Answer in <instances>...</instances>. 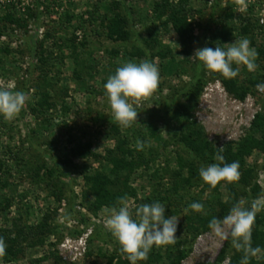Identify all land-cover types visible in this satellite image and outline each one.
<instances>
[{"label": "rangeland", "instance_id": "rangeland-1", "mask_svg": "<svg viewBox=\"0 0 264 264\" xmlns=\"http://www.w3.org/2000/svg\"><path fill=\"white\" fill-rule=\"evenodd\" d=\"M20 1L23 6L30 5L33 8L36 4V0ZM43 1L44 7L48 5L52 7V3H56L51 9L53 16L41 14L40 28H37L36 20L33 19L27 31H18V34H21L24 40L28 37L41 40L46 31L55 32L56 38L48 40L46 47H54L58 39L70 40L77 37L78 45L83 42L87 44L86 50L81 48V51L89 53L88 63L92 65V70L81 69L87 81L85 87H82L75 79L76 63L72 59H67L64 66L55 62L56 67L52 75L58 76L59 80L51 93L55 95V98L57 97L54 101L58 107L45 116V119L36 120L30 110L34 102V90L32 88L26 91L24 87L26 81L34 84L40 71L31 66V56L26 51L24 42L14 40L11 43L12 53L4 57L0 56L5 63L4 67L0 65V84H12L17 91L28 94L23 110L14 120L7 121L0 118V161L10 166L8 169H11L12 174L11 185L8 188L3 189L0 185V201H4L5 197L13 199L10 210L3 211L4 204L0 209L2 212L0 228L11 226V221L20 218L23 224L36 226L46 213L53 215L52 233L43 245L27 248L25 254L15 261H8L2 257L0 264H105L108 258L114 256L125 260L120 254L118 243L104 225L105 217L102 210L94 214L88 210L83 201L82 195L87 191V186L79 172V168L85 165L89 166L90 173H94L97 169L110 170L104 157L107 150L115 147V135L112 131L115 121L111 116L104 85L108 76L114 74L116 67L128 61L123 59V54L133 50V44L110 40L104 25H101V17L106 12L104 10L106 5L120 0ZM155 1L158 0L126 1L129 13L132 15L133 31L144 39H150L152 28H158L160 45L151 47L152 51L155 53L169 48L174 56L173 59L162 61L160 58H155L152 61L158 66L160 72L158 89L137 109L140 112L139 124L126 130L119 128L122 136L129 137L131 147H135L137 139L147 142L143 153L147 157H152L148 169H139L131 177L130 184L137 191V199H131L134 204H141V200L147 197L156 199L165 197V194L168 195L174 182L172 173L178 169L179 148L172 144L165 118L154 114V111L162 107L164 99H172L180 94L177 103L189 107L191 119L195 121L196 126L203 129L208 141L217 148L241 141L251 131L255 117L258 114L264 116V93L258 91L256 86L251 87L244 100H240L226 90L221 81V75L208 72L202 66H198L199 61L189 59L196 49L214 45V35L223 28L233 30V36L228 42L233 43L241 38L239 37L241 27L249 26L251 31L243 37L251 41V46L257 52L264 50V0H247L248 6L243 12L237 10L235 0H191L190 7L196 12L194 17H191L195 28V40L188 54L183 52L172 27L165 28L162 23L154 20L152 6ZM0 2L2 3V0ZM95 5L101 7L100 14L97 15L98 21L93 25L89 22L83 23L85 19H88L86 12L92 11ZM68 10L75 15V19L70 25L64 26L61 18ZM0 11L2 12L1 6ZM231 15L232 19L229 18ZM93 44L99 45L100 48H94ZM114 50L121 51V55L116 59L110 55V52ZM70 51L65 49L64 53L69 55ZM141 59L146 58L130 60L139 62ZM256 63L258 67L251 73L261 75L264 73V56L258 55ZM251 73L241 66L237 77L240 81H245ZM196 75L202 78L204 88L200 98L193 100L184 92ZM63 88L65 92L67 91V97L64 100L65 94L61 92ZM46 120H49V123ZM170 123V128L176 131L178 129L176 124ZM152 129H156V136L151 132ZM70 135L82 144L91 143L92 152L98 155L99 159L73 157L70 158V165H65L64 160L70 155V149L74 146H70L67 142ZM10 149L15 154L19 153L24 162L30 163L20 164V162L11 161ZM151 153L154 154L151 155ZM42 163L47 169H56L53 181L63 185L65 196L61 203L50 197L52 189L47 187V182H35L29 176L28 166L33 165L32 168H34ZM247 163L255 170L254 183L259 185L260 195L264 194V153L254 151L247 158ZM184 176H187V172ZM202 189V186H195L181 189L180 192L185 197L184 202H189L195 197L204 200L208 192L203 193ZM220 191L221 198L225 202L229 197L228 192L225 187L223 190L220 187ZM21 198L23 201H20ZM159 201L166 206L165 212L169 217L177 210L175 197H171L169 201L164 199ZM184 215L185 213L174 215L179 220L175 244L154 246V253H159L161 258L149 264H171L182 249H187L188 253L180 264H230V256L223 263L217 261L227 240L218 241L210 230L197 238L194 237L188 230ZM257 215H264V211ZM66 216L70 219H65ZM83 216L90 222L82 224ZM82 237L86 239L83 256L75 257L72 253V251L75 252L74 249L63 247L67 240L75 243ZM43 257H49V259L37 263Z\"/></svg>", "mask_w": 264, "mask_h": 264}, {"label": "trees", "instance_id": "trees-1", "mask_svg": "<svg viewBox=\"0 0 264 264\" xmlns=\"http://www.w3.org/2000/svg\"><path fill=\"white\" fill-rule=\"evenodd\" d=\"M127 0L113 1L105 7V13L101 17V25H104L107 36L110 40H118L123 43L131 42L133 50L126 51L123 54V59L130 60L132 58H143L153 61L155 58H160L162 61L173 59L172 51L169 48L161 49L158 52H153L151 47L160 45L158 28H152L150 39H144L141 35H137L133 31L132 15L126 5ZM191 0H158L153 3L152 14L154 20L159 21L165 28L172 27L173 31L178 36L181 48L184 53H190V48L195 40V28L193 19L196 13L190 7ZM51 5L45 6L43 0H36L34 9L30 5H24L20 0H2L0 6V56L10 55L12 53V44L14 40L24 42L26 51L31 56V66L40 71L39 77L34 84L30 81L25 82L24 90H34V102L30 106L31 114L39 120L46 118L48 114L57 109L58 104L54 101L55 95L51 93L52 88L58 83V76L52 75L55 62L58 65H65L67 59H72L76 63L74 71L75 79L80 83V86L85 87L87 84L86 78L83 77L81 69L92 70V65L88 63L89 53L81 51L87 48L86 43L78 45L77 37L72 39L62 40L58 39L54 47H46V42L50 39H55V32L46 31L41 40L28 37L26 40L23 36L18 34V31L26 32L30 21L36 20L37 28L41 27V14L46 13L53 16L51 9L55 7V2ZM41 9H43L41 11ZM46 10V11H44ZM101 7L95 5L92 11H87L85 22L90 24L96 23L97 15L100 14ZM63 25H70L74 19L69 10L65 11L62 16ZM232 15L229 17L232 19ZM164 20V21H163ZM163 21V22H162ZM249 26H243L240 29L239 37L247 36L250 32ZM233 36L232 29H221L219 33L214 35V45L216 42L226 44ZM61 41V42H60ZM94 48H100L99 45L93 44ZM65 49H69L70 54L64 53ZM86 50V49H85ZM56 51V52H55ZM113 59L121 55L120 50L110 52ZM258 55L264 56V50H259ZM0 65H5L0 59ZM163 67L165 65H162ZM235 68L236 66L233 65ZM117 68V67H116ZM59 73V72H58ZM90 74V73H89ZM180 74V73H179ZM60 75V73H59ZM91 75V74H90ZM221 81L226 90L240 100H244L250 92L251 87L259 83H264V73L257 75L256 73L249 74L245 81H240L238 77L235 79L221 78ZM204 88V82L199 75H196L187 87L184 94L191 97L193 100L200 98ZM64 92L63 100L67 97L65 88L61 89ZM180 95V94H179ZM179 95L174 98H166L163 100L162 107L154 111V114L163 116L168 124V132L171 137L172 144L177 146V165L178 169L173 171L172 176L174 182L169 189L170 195L159 197L156 199L147 197L141 200L143 203L160 202L159 200L169 201L171 197H175V205L177 210L172 212L173 215H180L185 213V209L189 211L185 213V221L187 222L188 230L194 237L209 231V222L213 217L222 219L227 215L232 204L243 196L244 199L251 201L260 195V187L255 182V170L248 166L247 158L252 155L254 151L264 153V116L258 114L253 123L251 131L238 143H228L224 147L223 156L226 163L238 162L240 179L239 181L226 185L225 188L228 192V199L224 202L221 198L220 186L211 189L209 185L205 184L199 176V168L208 166L213 163H218L214 159L216 148L208 141L204 135L203 129L196 126L194 120L191 119L189 107L186 105L178 104ZM68 111L67 108H64ZM49 120H46L48 122ZM174 122L177 130L171 129V123ZM49 123V122H48ZM112 131L115 135V147L107 150L104 157L105 163L110 167L109 171L97 169L94 173H90L88 165L79 168L80 175L83 176L87 191L83 193L82 199L86 203L88 210L97 214L105 207H112L117 198L127 194L131 199H137V191L134 189L130 180L139 169H148L152 161V157L146 156L143 151H138L136 147H131L129 137L122 136L117 124L112 125ZM151 132L156 136V129ZM261 134L260 136H258ZM69 145L73 146L70 149V155L64 160L65 165L69 166L71 163L70 158L88 159L99 156L92 152V144H82L77 142L73 135L67 139ZM167 144L166 142L164 143ZM164 145V146H165ZM10 160L20 162L23 161L19 153H13L10 149ZM154 153H151L153 155ZM29 164V161H25ZM23 163V164H24ZM10 166L0 161V185L3 189L8 188L10 179L12 178ZM28 166V173L35 182H47V187L51 190L50 197L61 203L64 199L63 185L58 181H53L56 174V169H47L45 164L42 163L34 168ZM187 172V176L184 173ZM34 182V183H35ZM195 186H202L203 193H207V197L201 200L197 197L190 199L189 202H184V195L180 192L181 189H188ZM158 196V195H157ZM25 197V196H24ZM95 197V199H93ZM76 199V198H75ZM0 201V209L5 205L3 211L10 210L13 206V199L4 198ZM20 201H23L21 198ZM194 202H200L204 205L205 212L197 213L190 209V205ZM30 208H28L29 210ZM2 212L0 211V215ZM165 212V218H168ZM53 215L46 213L40 223L36 226H27L23 224L22 219L11 221V226L0 228V237H3L7 244L6 255L4 256L8 261H15L25 254L27 248H34L44 244L45 240L52 233L51 221ZM90 222L86 217H82L81 223L87 224ZM9 223V222H7ZM252 246L261 247L264 249V215H257L252 229ZM154 249V248H153ZM153 249L150 251L148 259L142 261L143 264H149L154 260H160V254L154 253ZM188 250H179L178 255L171 264H180L187 257ZM232 253V255H231ZM230 256V264H240L242 253L236 252L231 248L230 238L226 241L221 249L217 261L223 263ZM49 257H43L37 261L42 263L48 260ZM59 259V258H58ZM57 259V262L60 260ZM105 264H129L127 259H118L115 256L108 258ZM249 264H264V254L258 257L251 258Z\"/></svg>", "mask_w": 264, "mask_h": 264}, {"label": "clouds", "instance_id": "clouds-1", "mask_svg": "<svg viewBox=\"0 0 264 264\" xmlns=\"http://www.w3.org/2000/svg\"><path fill=\"white\" fill-rule=\"evenodd\" d=\"M235 3L240 12L245 11L248 6L247 0H235ZM189 59L199 61L198 66L225 79H235L240 74L241 66L250 73L255 72L258 67V52L247 37L228 44L216 42L215 48L205 46L196 49ZM159 83V68L148 59H141L139 62L129 60L108 76L104 85L105 95L112 119L120 129H130L139 124L140 112L137 109L155 93ZM256 88L264 93V83L257 84ZM27 100L26 92L17 91L12 84H0V118L14 120ZM146 146L147 142L137 139L135 147L138 151H143ZM223 151L224 147H216L214 159L218 163L199 168L201 180L211 189L219 185L223 190L226 185L240 179L239 163H226ZM189 207L197 213L205 212L204 205L200 202H194ZM165 210L166 206L158 201L134 204L127 194L117 198L112 207L102 209L104 225L129 264L146 261L154 246L175 244L179 220L174 215L165 218ZM188 211L189 208H186L185 213ZM261 211H264V194L251 201L242 197L232 204L228 214L222 219L213 217L209 222L210 232L218 241L230 238L231 248L242 253L240 264H249L251 258L264 254V249L252 246V229L256 216ZM65 219L70 217L66 216ZM6 249L7 244L0 237V258L6 255Z\"/></svg>", "mask_w": 264, "mask_h": 264}, {"label": "built area", "instance_id": "built-area-1", "mask_svg": "<svg viewBox=\"0 0 264 264\" xmlns=\"http://www.w3.org/2000/svg\"><path fill=\"white\" fill-rule=\"evenodd\" d=\"M85 237H82L80 240L75 241L73 243L71 240H67L64 244L63 247H69L70 249H74L72 253L75 255V257L83 256L85 253V246H86V241Z\"/></svg>", "mask_w": 264, "mask_h": 264}]
</instances>
